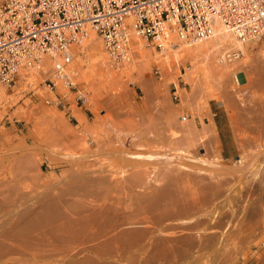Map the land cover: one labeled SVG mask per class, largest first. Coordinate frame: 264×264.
Returning <instances> with one entry per match:
<instances>
[{
	"label": "rangeland",
	"instance_id": "374dc122",
	"mask_svg": "<svg viewBox=\"0 0 264 264\" xmlns=\"http://www.w3.org/2000/svg\"><path fill=\"white\" fill-rule=\"evenodd\" d=\"M3 1L4 0H0V5L3 3ZM221 30L225 32L223 28H221ZM226 34L229 35L230 38H232L233 42H235V45H237L236 48H233V50L231 49L228 52L239 50L240 53L238 57L229 61L226 59V55H220V57L219 55H217L216 59H220L219 61L222 64L223 62H228V71L227 69L219 70V66L216 68L219 70H217L218 72L216 71V69L214 71L212 70V72L203 63H195L194 56L186 53L188 46L179 43L181 42V40L177 37L172 38V43L170 45H167L163 49H159L155 48L152 44L148 43L140 37L132 36L131 44L133 40H136L138 45L142 47V53L149 57V66L143 72V78L147 80L149 79L155 85L157 84V93L149 95L147 98L143 94V90L140 84H138V78H136V73L138 71L137 67L135 68L134 61L131 63L130 56L133 54L132 46H130V60L128 59V61H126L123 65L114 67L109 62V55L105 51L100 37L96 32L94 33L92 31H89L88 36L85 37L78 45L72 46L73 61L70 66L74 72L75 82V86L72 89L63 87L62 83L59 80H55L56 85L52 87L48 80L52 79V60L49 57H44L41 62L34 66V68L21 71V73H19V75L15 77L13 83L10 86L0 83V183L2 182L0 184V189H2L1 187L4 188V190H0V200L2 202H5L3 200L8 199L7 196H9V200H11V195L12 197H15L14 195H19L18 197H22V193L25 196L28 193V195L26 196L28 199L26 197H22L23 199H21L20 197V201L19 198H17L20 203L15 202L17 200L16 197V200L12 199L15 200V205L16 203L22 205L23 203V206H25V204L27 203V206L32 203L33 199H35L34 197H36V195L34 194H40L44 191L45 193L49 192L52 195L60 194V190L63 191V189L64 191L61 192V194H63V196L66 195L65 197H63L64 199L70 200L72 197H74V195H76V197L72 198L71 200H77L81 192L80 194L78 193L77 196L75 190H77L78 187L75 186V189L74 184L70 185L71 187H69L68 184L74 183L73 181L76 180L74 176L79 174V169L76 168L77 166L75 165L74 167V165L71 164L72 162H79L81 164L84 163L90 165V169H88V171H91L92 169L97 173L102 172L104 175L105 173L107 174V172H110L111 174H109L112 175L113 178H117V176L120 174L118 177H124L125 175V180L129 179L127 180L128 183L127 181L125 183V180L121 181L122 183H125H121V186H118L120 185V180H118L119 182L117 181L116 183H112L113 187L112 185L110 189L107 187L110 190H106L108 191V194L106 193V191L102 192V190H105L104 188H106L104 185L98 184L100 185L98 187L96 182H94L96 185L90 182L89 186L88 184L85 185V187H90L89 189L93 194L90 195L91 197L87 196L88 199L91 198L99 200L104 196L103 200H100L104 201L106 197L107 201L108 198L106 195H108L109 198L111 196V199L109 200L110 202H107L109 203V205L112 203V206H110L114 209H117L118 213L117 211L116 213L118 215H123L121 217L127 215V221H134L135 218L140 222H145L144 226H155L158 223V219L156 220L155 218L159 216V210L161 209H158L157 211L154 210L155 213L152 212L153 214L148 211L146 207L147 203L145 201H142V199L140 198L143 197L146 191L144 192L143 189L136 188V184L132 183L133 180L130 179V177L133 172H135L134 170H137V168L141 169L142 166L143 168L147 169L150 167L148 170L151 169L150 171H152L153 168L155 169V167L157 168V166L162 165L163 162L165 163L167 161L169 156L178 154H175L173 151L170 152V149L172 150V147L173 149H175L174 147H177L176 149L180 148V150L182 149L183 152L181 154L182 157L180 156V154H178V156L182 158V163L184 164L183 165L181 162H179L182 166V168L180 167L181 171L183 170L182 173L187 175L191 174L190 176H192L193 174L194 176H192V178H195L197 176H207V178L212 179L210 180L211 182L214 180L212 182L213 185H215L217 188H219L220 186L221 189L219 188L218 190L215 187L219 194L217 196L212 195V201L215 204L217 202L216 205H218L219 207V213L217 211V215H213V217L211 216L212 218H214L212 219L206 214V211H208V209L206 206H204L201 209L202 212L197 211L191 214V216H187L186 218H182L181 220H176V222L173 220L172 222L162 221L159 225H157V230L155 231L156 234L153 233L155 235V238H175V241L171 240L168 241L166 245L164 244L166 247L163 246V248L165 249H163L162 247L160 248L163 250V252L161 250L157 251V249H155L154 242L152 243V245H150L151 248H148L150 250H148L147 248V250L145 249L148 254L146 253V251H144V253L143 251H140L142 253V256L138 255L140 253L137 252L138 249L136 247H131V250H127L129 251L126 253L127 256L125 254V256L123 255V260H121L123 262L115 261L114 258H111L113 259V262L124 264V260L128 258L129 253H133V250H135V252H137H134L135 254L133 253L135 257L132 253H130V255L134 257L133 264H148L147 261L149 260V264H264V148H258L257 145L253 143L254 139L256 140V134L252 129L254 126V120H264V109L261 108L264 106H260V104L264 103V85L260 86L257 84V80L259 77L264 78V74L261 73L264 70H259L261 68L260 66H264V34L260 38L243 42L242 44L234 39L229 33L226 32ZM90 38L93 39L95 43L99 44L100 52L104 60L107 57V59L105 60L108 64L107 68H111L112 72L114 71L113 73L118 77L116 79L117 81L113 82V80H109L101 85L100 77L98 76L97 78V75L90 73L92 71L91 66L93 62V60L92 62L90 60L93 59V57L85 47V44L90 41ZM202 41L203 40L198 42ZM183 42L185 43V41ZM174 44L176 48L172 49V45ZM81 45L83 48L81 47ZM225 53H227V51ZM224 57L227 61L223 60ZM76 62L80 63V65L81 62H84L83 68L81 65V69H83V72H86V74L88 73L86 75L85 81H83L76 72L80 67V65ZM195 64H197L198 67ZM43 66L44 68L46 66V69H44ZM126 66L128 67L125 68ZM85 69H87L88 71ZM122 69H124V71ZM193 70H197V73H193V77L192 75L190 77L187 76L188 73L194 72ZM115 71H117V73ZM253 72L255 75L253 74ZM260 73L261 75L263 74V77L259 76ZM190 78L195 79V81L192 79L193 81L190 80V82L192 81L197 83V92H199L197 94L198 96L196 95L197 97H199V99L195 100L196 98H192V102L191 100H187V95L191 94V86L193 85L192 83L190 84L188 80ZM251 87L255 89H252ZM254 90L257 91L253 93ZM261 90H263V92H261ZM77 91L83 94V101L76 99ZM229 91L235 92L233 93L235 94L234 98L236 95V97H240L236 98L238 100L236 101L235 99L236 102H234L233 104H226V102H228V100L226 99L227 93H230ZM243 95L244 98L242 97ZM47 100H49V102H46ZM57 100L61 101V105H56ZM245 100H247L249 104H251V101L255 104L252 103L251 105L253 107L251 108L250 105V107L248 108L249 104ZM239 101L243 104H239ZM243 101H245V103ZM256 101H258V103L260 102V104H258ZM244 104L248 105L246 106ZM253 104L257 106H254ZM242 106H244L245 110L251 112L253 111L252 114H244L246 111L241 110L243 108ZM237 107H240L238 108V110H240L239 112H237ZM254 107L257 108L255 109ZM258 110L262 111H260V113H257L259 112ZM254 111H257L256 114ZM235 114L237 115V117L239 114L241 115L237 118V121H239V127L241 126V129H239V127L234 128L236 127L234 126L236 125L235 121L233 123ZM247 115L250 119L246 118ZM207 118H209L210 120ZM231 119L233 120L231 121ZM243 120H249V123L242 124ZM250 120H253L251 125H249L251 122ZM209 121H211V123ZM205 124H208V127ZM247 124L250 129L247 128ZM243 126L249 131L248 134H251L249 138L252 137V140L250 141L253 142H250L249 139L247 140V138H245L248 135L247 133L243 132V135ZM172 127L174 129H172ZM205 127L206 130L203 131ZM208 128L210 130L214 128V130L218 134V138L221 144L219 143L220 145L217 147V149L213 146L214 142L212 141L211 136L209 138L210 132L208 131L210 130ZM246 129L245 131L247 132ZM236 130H238L239 133L241 132L242 135L245 136L244 139H246L247 142L249 141L250 143H252L251 145L248 142L251 146H253V151L251 150V146L249 144H247L249 147L246 145L247 152L245 151V153L247 154V156H245L243 152V150H245L243 148L245 147H240L238 143L239 138H242L243 136L241 135V137L238 131L237 134ZM251 131H253L254 133ZM172 137L174 139L179 137V140H181L182 137L183 139L192 138L193 141L191 139V142L193 144L195 142V146L193 145V147L191 145V150L189 151V147L188 149L187 146L184 147L183 142L181 141V143L178 142V144L180 143L182 145L173 146L174 144H177V141L175 140L173 142ZM165 139L167 143H165ZM168 139L172 140L171 142L173 143H171V145L169 144L170 141L168 142ZM142 140H147L149 143V147H137V144ZM207 143L209 145H207ZM168 144L170 147H172L170 148ZM205 145L210 147L212 146L211 148L208 147L210 151ZM192 147H197V150H194H196L195 152H197L198 156L196 154L193 155L195 152H193ZM205 147L208 149V151ZM183 148H185V150H183ZM248 148H250L249 151ZM212 151L217 153H213ZM190 152H193V154H190ZM206 152L209 153L206 154ZM26 155L27 157H34L38 160L36 164L37 166L35 165V172H38L37 175L40 174L38 175L40 179L33 178L31 180V178L23 176L25 172H21L22 174L18 172L20 171L19 167L17 168L18 171L15 172L14 166L17 163H15L14 165L13 162H15V160L13 161V158H25ZM243 155L245 156V158ZM69 157L72 161H69ZM183 157H185V159H183ZM186 158H188V160ZM122 161H124L125 163ZM124 165L125 167L127 166V168L124 169ZM12 168L14 171H11ZM85 168L83 169L84 171L87 170ZM130 169L133 170L131 171ZM125 172H127V175L129 173V176H127ZM12 173L15 175H13L15 184L11 182L10 183L11 185L14 184L19 189H14L17 188L15 186L14 188H11H13V190H16L15 192L17 194L13 193L14 191L10 190L11 188L6 192L7 188L6 186H4L6 185L4 184L6 183L4 179L6 178V180L9 182V180L12 178ZM210 175H212V178L210 177ZM41 180H44L45 182ZM34 181L37 183V186ZM196 181L193 180L191 181V183H189L190 185L188 184V194H191L190 196H188L191 197L192 193L195 192L193 195L194 198L197 199L199 198V193L201 194V197L202 191L205 193L206 188H204V190L203 187L205 186L207 181H204V183L202 179L200 180L204 186L202 185V183H196L197 185L195 183L193 184V182ZM41 182H44L43 184L46 186H43ZM134 184L135 186H133ZM93 185H95L94 187H98L97 189L95 188V191ZM200 185L202 187L199 188ZM20 186H25L26 189L28 188V191L23 187L20 188ZM91 186L93 188H91ZM46 187H48V190ZM50 187L54 188L52 189ZM85 187L83 188L87 189ZM65 188H68V192H72L71 188L74 189V194H67ZM99 188L101 190L97 191ZM21 189H23V192L19 193L20 191H22ZM84 189H80L82 190V193L86 191ZM198 189L200 191H198ZM103 193L105 195H103ZM95 197L100 198L96 199ZM150 197L151 199H153L152 196ZM25 199L26 201H31L30 204H28V201L26 202ZM9 200L6 203L10 204L13 202ZM162 203H160V205L161 208H163L162 210H164L166 208V204L168 203ZM1 206L0 216H2L3 218L9 217L8 214H4V212L2 211L6 210L5 208H3L4 206ZM11 208L12 207H10V209ZM153 216L155 217L154 219ZM210 219L212 222L210 221ZM152 221H154V223ZM147 222H149L150 224H148ZM199 223L202 225H200ZM4 224H0V231H2V229L3 231H5L9 227V223H6L5 225ZM171 224H173V227L175 226V228L177 226L181 228L174 230L177 234L174 231L164 233L161 232V230H164L163 228H165V226L167 227L169 225V227H171ZM197 224L200 225L199 228L197 227ZM1 226L3 227L1 228ZM193 226H195L196 228ZM213 226H216L215 229H211L214 228ZM5 227L6 229H4ZM191 227H193L195 231L193 230V228L190 231L189 228ZM184 231L187 235L183 233ZM2 232H0V235ZM187 232L190 233V235H188ZM157 233H159L160 235ZM154 235L153 237L149 236V238H152L153 240ZM180 235H182L184 238H189L190 236L191 239L194 240L193 245L191 244V242L189 244V240L184 241V238L183 242H181L182 236ZM192 235L194 236L192 237ZM177 236H180L179 240ZM203 237H205V239ZM14 243L16 245V243L18 242ZM47 243H49V241H47ZM17 245L19 246V248L22 247V244ZM31 246L35 247L33 245ZM49 246L52 248V250L54 248L55 252H57V250L59 249L58 245L56 246L51 243L43 246V250L47 247L50 248ZM114 246L113 248L117 247V245L115 247ZM119 248L117 247V251L120 250ZM23 249H27V251H29V247H24ZM54 251L51 253V257L53 258L50 257L49 252L51 251H47V253H49V258L53 262L50 259H44L42 262L43 264L59 263V260L57 259H59L61 255H59V257L57 258L58 255H55ZM114 251H116V249ZM154 251L155 253H153ZM156 251L157 253L161 251V253L159 252V254H156ZM147 256H149L150 258L146 259ZM136 257H138V259ZM46 258H48V256ZM151 258L154 259L151 260ZM111 259H105V261L112 262ZM54 260L56 261L55 263ZM100 260L98 262H103V259L100 258ZM50 261L51 263H49ZM129 263H132V261Z\"/></svg>",
	"mask_w": 264,
	"mask_h": 264
},
{
	"label": "bare ground",
	"instance_id": "6f19581e",
	"mask_svg": "<svg viewBox=\"0 0 264 264\" xmlns=\"http://www.w3.org/2000/svg\"><path fill=\"white\" fill-rule=\"evenodd\" d=\"M221 28H223L224 30H225V32H223V30H221ZM89 31H92V32H94L95 33V31L94 30H88L87 31V33H86V36L85 37H87L88 36V34H89ZM226 32L227 33H229L234 39H236L230 32H229V30L222 24V22H220L219 20H215L214 22H213V26H212V31H211V33L209 34V35H207L206 37H203V38H198V39H195V40H193V41H189V42H183L182 40H181V42H179V43H181V44H184V45H187L188 46V49H187V52L186 53H189V54H191V55H193L194 56V60H195V63H203L204 65H206L208 68H209V70H215L217 67H219L220 66V69L219 70H226L227 69V63L228 62H223V64L219 61V60H217L216 59V57H217V55H219V57H220V55H222V56H225L226 55V51H227V53H228V51H230L231 49L233 50V48H236L237 47V45H235V42H233V40H232V38H230V36L229 35H227L226 34ZM176 40V39H175ZM201 40H203L202 42H198V41H201ZM237 40V39H236ZM89 41V40H88ZM238 41V40H237ZM238 42H240V41H238ZM241 44H242V42H240ZM73 46V45H72ZM80 46V45H79ZM83 46H84V44H83ZM131 46H132V50H133V54L130 56L131 57V63L134 61V64H135V68L137 67V73H136V78H138V81H139V83L138 84H140V86H141V88H142V90H143V94L145 95V97L147 98L149 95H153V94H156L157 93V91H158V89H157V84L155 85L152 81H150L149 79L147 80V79H144L143 78V72L148 68V66H149V57H147V55H145V54H143L142 53V47L141 46H139L138 45V43H137V41L136 40H133L132 41V44H131ZM81 47H82V45H81ZM85 47L87 48V50L90 52V55L93 57V59H91L90 61L92 62V60H93V62H92V66H91V68H92V71L90 72V73H93L94 75H97L96 77L98 78V76L100 77V80H101V85L103 84V83H106L107 81H109V80H113V82L114 81H117L116 79L118 78L117 76H116V74H114L112 71H111V68L110 69H108L107 68V66H108V64H107V61H105L106 59H107V57H106V59L104 60V58H103V56L101 55V52H100V46H99V44H97V43H95V41L93 40V39H91L90 38V41L89 42H87V44H85ZM83 48V47H82ZM176 48V46H175V44L174 45H172V49H175ZM184 48H185V46H184ZM176 51V50H175ZM174 51V52H175ZM71 53H72V47H71ZM82 53V52H81ZM223 53H224V55H223ZM178 54H179V51H178ZM72 56H73V53H72ZM221 56V57H222ZM44 57H49L51 60H52V58L50 57V56H44ZM43 57V58H44ZM42 58V59H43ZM179 58V57H178ZM42 59H41V61H42ZM78 59H80V58H78ZM77 60V59H76ZM129 60H130V58H129ZM224 61H227L226 59H225V57H224V59H223ZM40 61V62H41ZM72 61H73V59H72ZM82 61V60H81ZM229 61V60H228ZM77 64H79L80 65V63H78V62H76ZM84 63V62H83ZM83 63L81 62V65H82V68H83ZM90 63V62H89ZM47 64V63H46ZM52 64H53V62H52ZM72 64V62L70 63V65ZM77 64H75V65H77ZM110 64V63H109ZM130 64V63H129ZM69 65V66H70ZM81 65H80V67H79V69L76 71L77 72V74L79 75V77H81V79L83 80V81H85V79H86V75L88 74H86V72H83V69H81ZM91 65V64H90ZM89 65V66H90ZM112 65V64H111ZM196 66H197V64H195ZM263 65V64H262ZM86 66H87V64H86ZM88 66V67H89ZM112 66H114V67H117V66H115V65H112ZM111 66V67H112ZM259 66V65H258ZM78 67V66H77ZM77 67H75V68H77ZM128 66H126L125 68H127ZM132 67V66H131ZM198 67V66H197ZM257 67V66H256ZM261 67V68H260ZM258 69L261 71V70H264L263 69V67L264 66H260ZM34 68V67H33ZM43 68H44V66H43ZM113 68V67H112ZM230 68V67H229ZM32 69V68H31ZM44 69H46V66H45V68ZM69 69L71 70L70 71V74H72L73 76H74V72H73V70L71 69V66L69 67ZM89 69V68H88ZM197 69V68H196ZM255 69V68H254ZM85 70H87V69H85ZM123 71H124V69H122ZM129 70V69H128ZM218 69H216V71H217ZM218 70V71H219ZM45 71V70H44ZM44 71H42V72H44ZM88 71V70H87ZM194 71V70H193ZM212 71V72H213ZM215 71V72H216ZM217 71V72H218ZM227 71H228V69H227ZM258 71V70H257ZM116 73H117V71H115ZM21 73V72H20ZM193 73H197V70H195L194 72H190V73H188L187 74V76H191ZM220 73V72H219ZM261 73H263L264 74V71H262ZM261 73H260V75L259 76H262L261 75ZM227 74H229V73H227ZM253 74H254V72H253ZM259 74V73H258ZM224 75V74H223ZM255 75V74H254ZM76 76V75H75ZM185 76H186V74H185ZM230 76V75H229ZM264 76V75H263ZM262 76V77H263ZM192 77H193V75H192ZM133 78H134V76H133ZM166 78V77H165ZM187 78V77H186ZM229 78V77H228ZM258 78V77H257ZM94 79V78H93ZM193 78H190V79H188L189 80V82H190V80H192ZM197 79V78H196ZM231 79V78H230ZM187 80V81H188ZM194 81H195V79H193ZM192 80V81H193ZM88 81V80H87ZM137 81V82H138ZM190 82V84L192 83L193 85L191 86L192 87V89H191V94H189V95H187V100H191V102H192V98H196L195 100H197V99H199V97H197L198 95V93L199 92H197V83L196 82ZM198 82V81H197ZM250 82H251V80H250ZM89 83V82H88ZM93 84V83H92ZM257 84L258 85H264V78H261V77H259L258 78V80H257ZM63 85V84H62ZM90 85V84H89ZM248 85H249V82H248ZM250 86H252V85H250ZM64 87V86H63ZM198 88H199V86H198ZM252 88V87H251ZM250 88V89H251ZM252 89H255V88H252ZM257 89V88H256ZM231 91V90H230ZM229 91V92H230ZM235 91V90H234ZM230 92V93H227V99L226 100H228V102H226V104L227 103H231V104H233L234 102H236L238 99H236V98H238V97H236L235 96V98H234V95L235 94H233V93H235V92ZM237 91H239V90H237ZM251 91V90H250ZM255 91H257V90H254L253 91V93H255ZM197 92V93H196ZM261 92H263V90H261ZM231 93H232V95H231ZM252 93V94H253ZM236 94H237V92H236ZM251 94V93H250ZM249 94V95H250ZM197 95V96H196ZM240 95V94H239ZM241 95H242V92H241ZM194 96H196V97H194ZM247 96V95H246ZM246 96H245V98H246ZM243 98H244V95L242 96ZM249 97V96H248ZM240 98V97H239ZM242 98V99H243ZM235 99H236V101H235ZM248 99V98H247ZM194 100V99H193ZM244 100V99H243ZM249 100H252V99H249ZM256 100V99H255ZM188 101V102H189ZM242 101V100H241ZM247 103H248V101L247 100H245ZM245 101H243L244 103H245ZM261 101V100H260ZM240 102V101H239ZM257 103H258V101H256ZM242 102H240L239 104H241ZM252 103H254V102H252L251 101V104ZM263 103V102H262ZM243 104V103H242ZM249 104V103H248ZM247 104V105H248ZM251 104H249V106H248V108L250 107V105ZM255 104V103H254ZM253 104V105H254ZM258 104H260V102L258 103ZM264 104V103H263ZM263 104H260V106H264ZM235 105V104H234ZM244 105H246V104H244ZM246 105V106H247ZM228 106H230V105H228ZM231 106H233V105H231ZM254 106H257V105H254ZM202 107V106H201ZM243 108L241 109V110H243V111H246L244 114H249V115H251L252 114V112L251 111H248V110H245V108H244V106H242ZM253 106L251 105V108H252ZM238 108H240V107H237V110H238ZM255 109L257 108V107H254ZM261 108H263L264 109V107H261ZM255 109H252V110H255ZM236 110V111H237ZM251 110V109H250ZM240 110H238L237 112H239ZM247 111H248V113H247ZM259 112H257V113H260V111H262V110H258ZM202 112V111H201ZM232 112V111H231ZM251 112V113H250ZM255 112V111H254ZM256 112H255V114H256ZM263 113H264V110H263ZM258 115V114H257ZM256 115V116H257ZM264 115V114H263ZM262 115V116H263ZM239 116H241L240 114L238 115V117ZM253 116V115H252ZM251 116V117H252ZM237 115L235 114V119L233 120V119H231V121L233 120V123H234V121H235V123H236V125H234V126H236V127H234V128H237V127H239V121H237ZM246 117V116H245ZM234 118V117H233ZM241 118V117H240ZM246 118H249V116L247 115V117ZM253 118V117H252ZM202 119V118H201ZM207 119H209V118H207ZM250 119V118H249ZM210 120V119H209ZM251 122H250V124L249 125H251V123L253 122V120H250ZM203 122V121H202ZM210 123H211V121H209ZM246 123H249V120H243V122H242V124H246ZM204 124V123H203ZM206 125V124H205ZM208 125V124H207ZM206 125V126H207ZM253 125V124H252ZM172 126V125H171ZM170 126V127H171ZM246 126V125H245ZM113 127V126H112ZM115 127V126H114ZM176 127V126H175ZM208 127V126H207ZM212 127V126H211ZM244 127V126H243ZM233 128V129H234ZM247 128H249L248 127V124H247ZM172 129H174L173 127H172ZM177 129V128H176ZM175 129V130H176ZM209 129V128H208ZM207 129V130H208ZM239 129H241V126L239 127ZM238 129V130H239ZM245 127L244 128H242V133L243 132H245V133H247L248 134V130H247V132L245 131ZM250 129V128H249ZM253 130H254V132H255V134H256V140L254 139V142L253 141H250V140H252V137H250L249 138V136L251 135V134H248L246 137L245 136H243L244 135V133H243V135H242V133L240 132L239 133V131L238 130H236V133H237V131H238V133L240 134V136L242 137V138H239V146L240 147H245V148H243V149H245V150H243V152H244V155L245 156H247V154L245 153V151L247 152V148H246V145L247 144H249L250 142H253V143H255L256 145H257V147L258 148H260V147H263L264 148V120H254V126H253V128H252ZM206 130V127L203 129V131H205ZM210 130V129H209ZM235 130V129H234ZM155 131H156V129H155ZM166 132V131H165ZM178 132H179V130H178ZM192 132V131H191ZM208 132H210V134H209V138H210V136H211V138H212V141L214 142V147H216V149H217V147L221 144L220 143V140H219V138H218V134H217V132L214 130V128H212L210 131H208ZM251 132H253V131H251ZM253 132V133H254ZM203 133V132H202ZM237 133V134H238ZM158 134V133H157ZM159 134H161V133H159ZM189 134V133H188ZM190 135V134H189ZM193 135V134H192ZM204 135V134H203ZM246 135V134H245ZM254 135V134H253ZM162 136V135H161ZM170 136H172V135H170ZM185 136V135H184ZM191 136V135H190ZM197 136V135H196ZM238 136V135H237ZM157 137V136H156ZM165 137V136H164ZM188 137V136H187ZM244 137L245 138H247V140L249 139V143L247 142V140L246 139H244ZM173 138V137H172ZM179 137H177V138H173V142L176 140L177 141V144H172L173 146H175V145H178V146H180V145H182V144H180L181 142H183V145H184V147L185 146H187V149H188V147H189V149H188V151L189 150H191L190 148V146L192 145H194L195 146V142H194V144L191 142V139L190 138H184L183 139V137L181 138V140H179L178 139ZM254 138V137H253ZM153 139V138H152ZM196 139V138H195ZM151 140V139H150ZM157 140V139H156ZM162 140H164V139H162ZM238 140V139H237ZM165 141H166V139H165ZM170 141V142H169ZM172 140H169L168 139V142H169V144L171 145V143H173V142H171ZM181 141V142H180ZM192 141H193V139H192ZM178 142H180L179 144H178ZM212 142V143H213ZM165 143H167V141L165 142ZM197 143V142H196ZM204 143V142H203ZM220 143V144H219ZM237 143V144H238ZM149 143H148V141L147 140H142V141H140L138 144H137V147H140V148H146V147H149V145H148ZM152 144V143H151ZM162 144V143H161ZM169 144H168V146H169ZM200 144V143H199ZM205 144V143H204ZM251 145H252V143H250ZM249 144V145H250ZM157 145V144H156ZM158 145H160V144H158ZM198 145V144H197ZM203 145V144H202ZM207 145H209L208 143H207ZM210 145H211V143H210ZM250 145V146H251ZM151 146V145H150ZM193 146V147H194ZM206 146V145H205ZM238 146V147H239ZM248 146V145H247ZM158 147V146H157ZM161 147V146H160ZM170 147V146H169ZM172 147V146H171ZM170 147V148H171ZM183 147V146H182ZM192 147V149H193V152H195L196 150H197V147H199V146H197L196 148H193ZM201 147V146H200ZM207 148L209 147V148H211L210 146H206ZM205 147V148H206ZM249 147V146H248ZM256 147V146H255ZM152 148V147H151ZM153 148H155V147H153ZM175 149H173V147H172V150L170 149V152H174L175 154L176 153H178V154H180V156H181V154L183 153L182 152V149L180 150V148L179 149H176L177 147H174ZM206 148V149H207ZM208 148V149H209ZM253 146H251V150L253 151ZM167 149V148H166ZM194 149H196V150H194ZM199 149V148H198ZM203 149V148H202ZM208 149H207V151H208ZM214 149V148H213ZM249 149L250 148H248V151H249ZM163 150V149H162ZM183 150H185V148H183ZM209 151H210V149H209ZM164 152V151H163ZM168 152H169V148H168ZM193 152H190V154L192 153L193 154ZM199 152V151H198ZM213 152V151H212ZM259 152V151H258ZM189 153V152H188ZM200 153V152H199ZM209 152H206V154H208ZM213 153H217V152H213ZM168 154H170V153H168ZM168 154H167V156H168ZM178 154H176V155H173V156H169L168 157V159H167V163L165 162H163L162 163V165H159V166H157V164H156V166H157V168L155 167V169L153 168L152 169V171H150V170H148L147 168H143V166H142V168L140 169V168H137V166H136V168H137V170H134L135 172H133V174L131 175V177H130V179H132L133 180V182L132 183H135L136 184V188H139V189H143V191L145 192V194L143 195V197H140L141 199H142V201H145L146 203H147V205H146V207H147V209H148V211L149 212H154V210H158V209H161V210H159V216H157L156 218L153 216V219L155 218L156 220L158 219V223H157V225H159L162 221L164 222V221H167V222H172V220L173 221H175L176 222V220H181L182 218L184 219V218H186L187 216H191V214H193V213H195V212H202V207H204V206H206L207 207V209H208V211H206L207 213V215L209 216V217H213V215H217V211H218V213H219V207H218V205H216L217 204V202H216V204L212 201V195H215V196H217L218 194H219V192L217 191L219 188H220V186H219V188H217L215 185H213L212 184V182L214 181H210V180H212V179H210V178H207V176L206 175H204V176H206V177H201V176H197V177H193L192 178V176H194L193 174H192V176H190V175H187V174H184V173H182V171H181V168H182V166L180 165V163L179 162H183V160H182V156L181 157H179L178 156ZM190 154H188V155H190ZM197 155L198 156V154H197V152H195L193 155ZM201 154V153H200ZM248 154H249V152H248ZM125 155V154H124ZM216 155V154H215ZM219 155V154H218ZM243 155V156H244ZM21 156H24V155H21ZM30 156V155H29ZM32 156V155H31ZM69 156V155H68ZM67 156V157H68ZM131 156V155H130ZM185 156V155H184ZM192 156V155H191ZM243 156H242V158H243ZM245 156H244V158H245ZM71 157V156H70ZM68 158V159H70L69 161H72L71 160V158ZM133 157V156H132ZM165 157V156H164ZM218 157V156H217ZM257 157V156H256ZM162 158V157H161ZM183 159H185V157H183ZM187 160H188V158H186ZM15 160V162H13L14 163V165H15V163H17L15 166H16V169H15V166H14V170H15V172H17L18 171V167H19V170L20 171H18V172H22V173H24V175L23 176H27L28 178H31V180L33 179V178H35V179H38L39 177H38V175H40V174H38L37 175V173L38 172H35V165L37 164V162H38V160L36 159V158H31V157H27V155H26V157L25 158H13V161ZM161 160V159H160ZM165 160V159H164ZM126 161V160H125ZM263 161V160H262ZM75 162H78V161H75ZM98 162V161H97ZM122 162H124V161H122ZM128 162V161H127ZM253 162V161H252ZM251 162V163H252ZM125 163V162H124ZM140 163V162H139ZM241 163H242V160H241ZM129 164V163H128ZM136 164V163H135ZM137 164H138V162H137ZM136 164V165H137ZM160 164V163H159ZM183 164V163H182ZM244 164V163H243ZM247 164V163H246ZM12 165V164H11ZM71 165H74V167H75V165L77 166L76 168L77 169H79L78 170V172H79V174H77L76 176H74L75 177V181H73L74 183H70V184H68V186L69 187H71L70 185H73L74 184V188H75V186H77L78 188H77V190H75L76 191V194H77V196H78V193L80 194V192H81V194L79 195V197L77 198V200H71L72 198H75L76 197V195H74V197H72V196H70V197H72L70 200H66V199H64L63 197H65L66 195H64L63 196V194H61V192H63L64 191V189H63V191H61L60 190V194H54V195H52L51 193H49V192H46L45 193V191L43 192V193H40V194H34V195H36V197H34L35 199H33L32 200V203L30 204V202L28 201V204H30V205H27L26 206V199H25V201L26 202H24V203H26L25 204V206H23L24 204L22 203V205H20V204H17L18 202H19V200L21 201V199H23L22 197H26L27 195H28V193L26 194V196L22 193V197H21V199H20V197H18L19 195H14L15 197H16V199L17 198H19V200L17 201L16 199H15V197H12V195H11V200H9L10 199V197L9 196H7V198L8 199H5V200H3V201H5V202H2L1 200H0V207H2L1 205H3L4 207L3 208H5L6 210H2L3 212H4V214H8V216L9 217H7V218H3L2 216H0V224L1 225H3L4 223L6 224V223H9V227L7 228V230H5V231H3V229H2V231H0V232H2L1 233V235H0V264H43L42 262H43V260L44 259H50L49 258V253H50V257H51V253L54 251V248H53V250H52V248L50 247V248H46V249H44L43 250V246H45V245H47V244H54V245H58L59 246V249L57 250V252H55L54 251V254L55 255H58L57 256V258L59 257V255H61V257L59 258V259H57V258H55V259H57V260H59L58 262L59 263H55L56 261L54 260V263L55 264H118L117 262H113V259H111V258H114V260L115 261H121V260H123V255L125 254L126 255V253L127 252H129V251H127L128 249H130L131 250V247H133V248H137L138 249V251L137 252H140V251H143V253H144V251H146L148 248H151V246L150 245H152V243H154L155 242V249H157V251L158 250H161L162 252H163V250L162 249H160L161 247L163 248V246L164 247H166L165 245H166V243H168V241H175V238H171V239H169V238H167V237H163L162 239L161 238H155V235L154 234H156L155 233V231L157 230V225H152L151 227H149V226H144V223L143 222H140V221H138V220H136L135 218H134V221L132 220V221H130V220H128L127 221V215L126 216H124V217H121V216H123V215H118L117 213H118V211H117V209H114L113 207H111L112 205V203L109 205V203L108 202H110L109 200L111 199V196H110V198H109V196L108 195H106L107 196V198H108V202L106 201V197H105V200L104 201H102L103 200V198H104V196L103 195H105L104 193H103V197L102 198H100V199H102V200H100L99 198H96V199H99V200H95V199H91L90 197V195L92 194L91 192V190L88 188V186H89V183L90 182H92V184L94 183V182H96V184L98 185V184H102V185H104L106 188H104L105 190H102V192H104V191H106V190H109L110 189V187H111V185H112V183H116L118 180H120V185H118V186H121L122 184H125L126 183V181L127 180H129V179H127V180H125V175H124V177L123 176H120V177H118L117 176V178L116 177H114L113 178V176L112 175H110L111 173L110 172H107V174L105 173V175L102 173V172H100V173H97L96 171H94V170H92L91 169V171L89 170L88 171V169H90V165H88V164H81V163H74V162H72V164ZM87 165V166H86ZM140 165V164H139ZM142 165V164H141ZM144 165V164H143ZM184 165V164H183ZM37 166V165H36ZM154 166V165H153ZM186 166V165H185ZM85 167H87V168H85ZM89 167V168H88ZM124 167V169L125 168H127V166L125 167V165L123 166ZM133 167V166H132ZM135 167V166H134ZM141 167V166H140ZM181 167V168H180ZM247 167H249V166H247ZM263 167V166H262ZM37 168V167H36ZM87 169V170H83V169ZM187 168V167H186ZM200 168V167H199ZM244 168V167H243ZM252 168V167H251ZM76 169V170H77ZM135 169V168H134ZM13 170V168H12V170L11 171H14ZM127 170H129V169H127ZM126 170V171H127ZM131 170V169H130ZM133 170V169H132ZM131 170V171H132ZM255 170V169H254ZM259 170H261V169H259ZM9 171V170H8ZM82 171V172H81ZM106 171V170H105ZM109 171V170H108ZM111 171V170H110ZM124 171V170H123ZM130 171V172H131ZM258 171V170H257ZM14 172V173H15ZM36 174H35V173ZM77 172V171H76ZM77 172V173H78ZM112 172V171H111ZM185 172V171H184ZM21 173V174H22ZM33 173V174H32ZM110 173V174H109ZM126 173V175H127V172H125ZM186 173V172H185ZM16 174V173H15ZM76 174V173H75ZM115 174V173H114ZM189 174V173H188ZM196 174V173H195ZM13 173H12V178L9 180V182L6 180V178L4 179L5 180V182L6 183H4V184H6V185H4V186H6V188H7V190H6V188H5V190H6V192L8 191V189H10L11 187H13L14 188V184H15V180H14V178H13ZM15 176V175H14ZM127 176H129V173H128V175ZM212 175H210V177H211ZM217 176V175H216ZM215 176V177H216ZM6 177V176H5ZM27 177H26V179H27ZM41 177V176H40ZM209 177V176H208ZM214 177V176H213ZM218 177V176H217ZM200 178V179H199ZM212 178V177H211ZM238 178V177H237ZM3 179V178H2ZM40 179V178H39ZM199 181H198V180ZM202 179V181L204 182H206V184H205V186L203 185V183L200 181ZM45 180V179H44ZM44 180H41V181H44ZM72 180V179H71ZM123 180H125V183L123 182H121V181H123ZM193 180H197L196 182H193V184L195 183H202V185L204 186L203 187V189L204 188H206V191H205V193L202 191V197H201V194L199 193V198H194V193H192V196L191 197H189L191 194L189 193L188 194V191H189V183H191V181H193ZM215 180H217V179H215ZM233 180H235V179H233ZM237 180V179H236ZM3 181V180H2ZM40 181V180H39ZM221 181V180H220ZM14 183V184H12L11 185V183ZM35 182V181H34ZM45 182V181H44ZM43 182V183H44ZM72 182V181H71ZM76 182V183H75ZM119 182V181H118ZM204 182V183H205ZM227 182V181H226ZM251 182V181H250ZM2 183V182H1ZM0 183V184H1ZM10 183V184H9ZM36 183V182H35ZM42 183V182H41ZM42 183V184H43ZM47 183V182H46ZM122 183V184H121ZM127 183H128V181H127ZM224 183V182H223ZM229 183V182H228ZM249 183V182H248ZM20 184V183H19ZM32 184H34V183H32ZM39 184V183H38ZM48 184V183H47ZM88 184V186H86L85 187V185H87ZM95 184V183H94ZM95 184V185H96ZM135 184L133 185V186H135ZM189 184V185H188ZM235 184V183H234ZM10 185V186H9ZM21 185V184H20ZM31 185V184H30ZM40 185V184H39ZM95 185H93V187L95 186ZM132 185V184H131ZM192 185V184H191ZM197 185V184H196ZM229 185V184H228ZM236 185V184H235ZM36 186H37V183H36ZM43 186H46V185H44L43 184ZM42 186V187H43ZM50 186V185H49ZM48 186V187H49ZM100 185H98V187H99ZM116 186V185H115ZM117 186V187H118ZM195 186V185H194ZM9 187V188H8ZM15 187H17V186H15ZM25 190H27L26 188H25V186H22ZM21 186H20V188H22ZM41 187V188H42ZM48 187H46L47 188V190H48ZM68 187V188H69ZM82 187V188H81ZM83 187H85V188H87V189H84ZM92 186H91V188H93ZM98 187H94V191H95V188L97 189ZM109 189H108V188ZM112 187H113V185H112ZM117 187H116V190H117ZM197 187V186H196ZM200 187H202L201 185L199 186V188ZM217 188V190H216V188ZM2 189H0V190H4V188L3 187H1ZM13 188H11L10 190H12V191H14L13 193H15V194H17L15 191L16 190H13ZM37 188V187H36ZM40 188V189H41ZM44 188V187H43ZM50 188H52V187H50ZM54 188V187H53ZM52 188V189H53ZM68 188H65L66 189V191H67V194L68 193H70L71 195H72V193L74 192L73 190L74 189H72L71 188V190H72V192H68ZM84 189V190H86L85 192H83L82 193V190H80V189ZM101 188H102V186H101ZM14 189H19L18 187L17 188H14ZM30 189H31V187H30ZM76 189V188H75ZM80 191H79V190ZM89 189V190H88ZM112 189V188H111ZM130 189V188H129ZM221 189V188H220ZM22 191H20L19 193H21V192H23V189H21ZM36 190V189H35ZM43 190V189H42ZM93 190V189H92ZM101 189L99 188L97 191H100ZM120 190V189H119ZM193 190V189H192ZM197 190V189H196ZM205 190V189H204ZM228 190H230V189H228ZM18 191V190H17ZM28 191V190H27ZM33 191V190H32ZM52 191V190H51ZM69 191H70V189H69ZM77 191H79V192H77ZM88 191H90V192H88ZM110 191V190H109ZM113 191V190H112ZM111 191V192H112ZM133 191H135V190H133ZM139 191V190H138ZM198 191H200L199 189H198ZM197 191V192H198ZM1 192V191H0ZM5 192V193H6ZM35 192V191H34ZM101 192V193H102ZM108 191H106V193H107ZM130 192V191H129ZM137 192V191H136ZM143 192V193H144ZM4 193V192H3ZM8 193H10V192H8ZM32 193V192H31ZM59 193V192H58ZM135 193V192H134ZM2 194V193H1ZM65 194H66V192H65ZM74 194V193H73ZM108 194V193H107ZM109 194H110V192H109ZM3 195V194H2ZM33 195V194H32ZM93 195V194H92ZM141 195V194H140ZM189 195V196H188ZM5 196V195H4ZM87 196H90L89 198L90 199H88L87 198ZM94 196H96V195H94ZM150 196H152L153 197V199H151V197ZM214 196V197H215ZM6 197V196H5ZM29 197V196H28ZM113 197V196H112ZM197 197H198V195H197ZM27 198V197H26ZM32 198V197H31ZM68 198V197H67ZM86 198H87V200H86ZM93 198V197H92ZM139 198V197H138ZM12 199H15V200H12ZM28 199V198H27ZM13 201L12 203H6L7 201ZM139 200V199H138ZM151 200V201H150ZM17 202L16 203V205H15V202ZM112 201H113V199H112ZM141 201V202H142ZM144 202V203H145ZM164 203V202H166V203H168V204H166V208L164 209V210H162L163 208H161V205H160V203ZM4 203H6V204H4ZM20 203V202H19ZM115 203V202H114ZM113 203V204H114ZM151 203V204H150ZM162 203V204H163ZM116 205V204H115ZM118 205H120V204H118ZM10 207H12L11 209H10ZM119 207H121V206H119ZM117 208V207H116ZM145 209V208H144ZM206 209V208H205ZM204 209V210H205ZM119 210V209H118ZM203 210V211H204ZM116 211H117V213H116ZM120 211H121V209H120ZM6 212V213H5ZM141 212V211H140ZM145 212V211H144ZM2 213V212H1ZM146 213V212H145ZM150 213V214H151ZM155 213V212H154ZM120 214V213H119ZM153 214V213H152ZM196 214H198V213H196ZM157 215V214H156ZM195 215V214H194ZM200 215H202V214H200ZM206 215V216H207ZM7 216V215H6ZM5 217V216H4ZM211 217V218H212ZM203 218V217H202ZM206 218V217H205ZM10 219V220H9ZM212 219H214V218H212ZM149 220H150V218H149ZM152 220V219H151ZM208 220V219H207ZM130 221V222H129ZM144 221V220H143ZM205 221H206V219H205ZM209 221V220H208ZM210 221H211V219H210ZM153 223H154V221H152ZM157 222V221H156ZM155 222V223H156ZM212 222V221H211ZM3 223V224H2ZM148 224H150L149 222H147ZM202 223H204V222H202ZM4 224V225H5ZM194 224H195V222H194ZM200 224V223H199ZM208 224V223H207ZM212 224V223H211ZM210 224V225H211ZM214 224V223H213ZM166 225V224H165ZM172 226L171 227H169V225L166 227L165 226V228H163L164 230H161V232H171V231H174L175 229L177 230V229H181V228H179L178 226L175 228V226L173 227V224H171ZM200 225H202V224H200ZM200 225H198L197 224V227L199 228V226ZM209 225V224H208ZM162 226V225H161ZM212 226V225H211ZM219 226V225H218ZM3 226H1V228H2ZM181 227V226H180ZM193 227H195V226H193ZM193 227H191V228H189V230L191 231V229L193 228ZM214 227V226H213ZM216 227V226H215ZM215 227L214 228H211V229H215ZM161 228V227H160ZM196 228V227H195ZM210 228V227H209ZM4 229H6V227L4 228ZM1 230V229H0ZM159 230V229H158ZM193 230H194V228H193ZM210 230V229H209ZM188 231V230H187ZM189 231V232H190ZM195 231V230H194ZM199 231V230H198ZM204 231H205V228H204ZM160 232V231H159ZM175 232V231H174ZM181 232H182V230H181ZM180 232V233H181ZM193 232V231H192ZM191 232V233H192ZM154 233V234H153ZM176 233V232H175ZM179 233V232H178ZM185 235H187L186 233H185V231L183 232ZM183 233H182V235H183ZM188 233V232H187ZM194 233V232H193ZM192 233V234H193ZM196 233H198V232H196ZM201 233V232H200ZM204 233V232H203ZM210 233V232H209ZM150 234V235H149ZM157 234H159V233H157ZM167 234V233H166ZM169 234V233H168ZM174 234V233H173ZM177 234V233H176ZM152 236L153 237V235H154V239L152 240V238H149V236ZM160 235V234H159ZM182 235H180V236H182ZM188 235H190V233H188ZM202 235V234H201ZM148 236V237H147ZM166 236V235H165ZM175 236V235H174ZM180 236L178 237V240H179V238H180ZM194 235H192V237H193ZM199 236V235H198ZM203 236H205V235H203ZM157 237V236H156ZM182 239V241L181 242H183V236L181 237ZM204 239H205V237H203ZM203 238H202V240H203ZM194 239V238H193ZM199 239V238H198ZM185 240H189V244H190V242H191V244L193 245V243H194V240H192L191 239V237L189 236V238L188 237H185L184 238V241ZM191 240V241H190ZM196 240V239H195ZM18 242V243H16V245H15V243L14 242ZM47 241H49V243H47ZM177 241V240H176ZM188 242V241H187ZM204 242V241H203ZM203 242H200V243H203ZM207 242V241H206ZM47 243V244H46ZM173 243V242H172ZM175 243V242H174ZM186 243V242H185ZM17 244H22V249L21 248H19V246L17 245ZM117 245V247L119 248V245H120V250H118L117 251V247L116 248H113V246L114 245ZM119 244V245H118ZM165 244V245H164ZM188 244V243H187ZM199 244V243H198ZM31 245H33V246H35V247H32ZM115 245V246H116ZM202 245V244H201ZM29 247V251H27V249H23L24 247ZM31 246V247H30ZM114 246V247H115ZM53 247V246H52ZM30 248H32V249H30ZM33 248H35V249H33ZM133 248H132V250H133ZM147 248V249H146ZM154 248V247H153ZM116 249V251H114ZM136 249V250H137ZM146 249V250H145ZM154 249V250H155ZM163 249H165V248H163ZM34 250V251H33ZM41 250V251H40ZM48 250H50L51 252H49V253H47V251ZM56 250V249H55ZM148 250H150V249H148ZM44 253H43V252ZM157 251H156V254H159V252L161 253V251H159L158 253H157ZM171 251V250H170ZM48 254H46V253ZM135 252V250H133V253ZM137 252H135V253H137ZM152 252V251H151ZM114 253V254H113ZM130 253H132V252H130ZM130 253H129V255H128V258L126 259V260H124V264H133L134 262H133V258L135 257L134 256V254H133V256L134 257H132L131 255H130ZM141 253V252H140ZM138 254V255H141L142 256V253L141 254ZM146 253H147V251H146ZM153 253H155V251L153 252ZM54 254H53V256H54ZM148 254V253H147ZM163 254V253H162ZM48 256V258H46L47 256ZM79 255H81V256H79ZM124 255V256H125ZM98 256V257H97ZM114 256V257H113ZM127 256V255H126ZM130 256V257H129ZM141 256H138V257H141ZM144 256V255H143ZM153 256V255H152ZM151 256V257H152ZM138 257H136L137 259H138ZM157 257V256H156ZM51 258H53V257H51ZM100 258L101 259H103V262H98L99 260H100ZM111 259L112 260V262H110V261H105V259L107 260V259ZM124 258H126V257H124ZM131 260H130V259ZM135 258V259H136ZM148 258H150L149 256H147V258L146 259H148ZM155 258V257H154ZM153 258V259H154ZM99 259V260H98ZM129 259V260H128ZM152 258H151V260H153ZM51 260V259H50ZM98 260V261H97ZM145 260V259H144ZM40 261H41V263H40ZM52 261V260H51ZM51 261L49 262V263H51ZM101 261V260H100ZM125 261H126V263H125ZM132 261V263H129V262H131ZM134 261H136V260H134ZM150 261V260H149ZM149 261H147L148 262V264H149ZM48 262V261H47ZM46 262V263H47ZM53 262V261H52ZM121 262H123V261H121ZM120 262V263H121ZM146 262V263H147ZM45 264V263H44ZM48 264V263H47ZM136 264V263H135Z\"/></svg>",
	"mask_w": 264,
	"mask_h": 264
},
{
	"label": "built area",
	"instance_id": "2783aa9c",
	"mask_svg": "<svg viewBox=\"0 0 264 264\" xmlns=\"http://www.w3.org/2000/svg\"><path fill=\"white\" fill-rule=\"evenodd\" d=\"M216 19L242 43L260 38L264 0H4L0 5V83L10 86L21 71L50 56V84L54 87L59 80L72 89L71 47L88 30L100 37L109 62L120 66L129 59L132 36L163 49L173 37L185 42L206 37ZM239 53L228 52L226 59H235ZM76 99L83 101V94L77 91Z\"/></svg>",
	"mask_w": 264,
	"mask_h": 264
}]
</instances>
